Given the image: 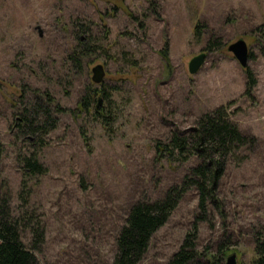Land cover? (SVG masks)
I'll list each match as a JSON object with an SVG mask.
<instances>
[{
    "label": "rangeland",
    "instance_id": "rangeland-1",
    "mask_svg": "<svg viewBox=\"0 0 264 264\" xmlns=\"http://www.w3.org/2000/svg\"><path fill=\"white\" fill-rule=\"evenodd\" d=\"M148 7L145 0H0V183L12 211L24 206L43 230L40 264H110L127 207L162 196L194 163L157 155L155 145L218 105L255 143L227 156L203 213L193 188L181 194L138 264H164L191 230L201 261L217 255L224 264L234 253L237 264H251L256 255L254 237L264 235V0H158L155 11ZM78 26L95 51L77 70L65 54ZM238 38L251 54L245 68L227 50ZM199 52L204 61L189 74L187 62ZM96 64L110 92L109 121L67 110L93 84ZM245 70L255 80L249 94ZM45 92L65 111L52 112L55 127L37 150L46 171L28 181L21 202L16 155L30 147L14 131L13 111ZM21 240L28 243L26 231Z\"/></svg>",
    "mask_w": 264,
    "mask_h": 264
},
{
    "label": "trees",
    "instance_id": "trees-1",
    "mask_svg": "<svg viewBox=\"0 0 264 264\" xmlns=\"http://www.w3.org/2000/svg\"><path fill=\"white\" fill-rule=\"evenodd\" d=\"M145 1L148 8L155 11L158 0ZM197 27L198 25L195 29ZM195 31L196 34L199 33V30ZM84 32L85 28L77 27L74 34L76 43L65 54L67 64L77 70L81 69L83 60L95 51V44L89 37L80 36ZM159 52L166 60L165 48ZM245 79L244 92L249 94L255 83L249 70H245ZM18 101H22V96L18 97ZM109 101L110 92L101 82L88 83L78 97L77 106L67 110L109 121ZM53 111L65 109L47 92L35 93L26 105L20 107L18 103L13 111L14 131L30 147L28 152L16 155L21 173L17 197L21 202H25L29 196L28 181L46 171L38 160L37 150L43 145L42 137L55 127ZM254 143L255 137L242 133L230 119L225 105L201 112L186 129L171 130L165 143L155 145L157 155L173 157L179 162L191 158L194 163L188 167L180 182L168 186L162 196L153 200H136L127 207L114 235V252L110 264H138L151 235L166 221L169 212L186 189L193 188L196 191L197 206L203 213L206 201L214 198L227 156L236 154L242 148L250 149ZM1 151L0 143V155ZM5 183H0V264H40L35 252L42 242L43 230L24 206L21 205L17 213L12 211ZM24 231L29 235L27 244L21 240V233ZM194 235V230L187 232L164 264H219L220 258L217 255L203 261L199 259L194 249ZM253 249L256 255L251 264H264V235L254 237Z\"/></svg>",
    "mask_w": 264,
    "mask_h": 264
},
{
    "label": "water",
    "instance_id": "water-1",
    "mask_svg": "<svg viewBox=\"0 0 264 264\" xmlns=\"http://www.w3.org/2000/svg\"><path fill=\"white\" fill-rule=\"evenodd\" d=\"M38 35L40 32L38 31ZM227 50L232 53L233 57L237 60L242 68L247 65V47L242 38H238L227 46ZM205 58L204 52L192 56L187 62V71L189 74H194L198 71ZM103 68L100 64H96L91 68V81L95 84L101 82L103 78ZM224 264H237L235 254L231 253L226 256Z\"/></svg>",
    "mask_w": 264,
    "mask_h": 264
}]
</instances>
